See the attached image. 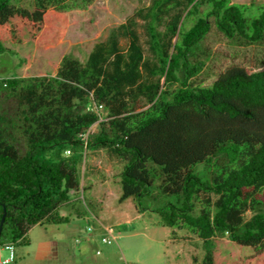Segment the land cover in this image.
<instances>
[{"label": "trees", "instance_id": "obj_1", "mask_svg": "<svg viewBox=\"0 0 264 264\" xmlns=\"http://www.w3.org/2000/svg\"><path fill=\"white\" fill-rule=\"evenodd\" d=\"M92 1L35 0L30 11L0 0V54L14 53L8 43L56 47L68 12ZM251 8L153 0L84 62L64 56L55 76L0 78V247L27 245L34 226L67 221L61 206L85 191L83 152L108 149L124 163L119 201L145 211L141 199L163 198L152 211L173 233L202 241V264H264V71L232 67L210 86L195 83L213 26L233 43H264V5L257 15Z\"/></svg>", "mask_w": 264, "mask_h": 264}, {"label": "rangeland", "instance_id": "obj_2", "mask_svg": "<svg viewBox=\"0 0 264 264\" xmlns=\"http://www.w3.org/2000/svg\"><path fill=\"white\" fill-rule=\"evenodd\" d=\"M152 1L93 0L84 8L70 10L65 36L56 47L37 49L32 44H6L15 54H0V78L13 74L19 77L55 76L64 56L84 62L93 47L104 42L113 28L125 23L137 10L150 6ZM230 1L253 6V15L264 5V0ZM11 3L30 11L35 7V0H12ZM206 9L202 8L201 13ZM195 20V16L186 20L185 29ZM137 22L146 48L143 21L137 19ZM126 43L122 39L123 47ZM203 47L209 54V61L195 79L198 85L210 86L232 67L244 68L250 73L264 71V43H233L213 26ZM92 131L96 132L97 127ZM81 163L79 177L85 191L72 194L70 202L61 206L59 215L67 217V221L34 226L27 234L28 244L15 246V260L6 264H194V258L202 264L205 256L202 241L186 229L173 233L152 211L163 204V198L141 199V208H148L145 211H141L139 203L133 199L119 201L123 161L108 149H95L83 152ZM196 172L203 174L204 167L198 166ZM155 192L158 191L155 189ZM100 198L104 199L102 204ZM117 212L128 217H121ZM102 227L114 228L118 239L112 245H102L101 238L98 239L105 235ZM1 249L0 264H3L10 252L5 246Z\"/></svg>", "mask_w": 264, "mask_h": 264}, {"label": "built area", "instance_id": "obj_3", "mask_svg": "<svg viewBox=\"0 0 264 264\" xmlns=\"http://www.w3.org/2000/svg\"><path fill=\"white\" fill-rule=\"evenodd\" d=\"M88 109H92V108H88ZM96 110V108L94 107L93 110ZM67 154H70V151H67ZM103 230L105 232V235L102 237L101 241L103 244H106V245H112L114 242L117 241V236H116V233L114 231V228L113 227H103ZM5 249L8 250L10 252V257L3 262V264H6V263H11L14 261V246L13 245H7L5 246ZM1 247H0V255H1Z\"/></svg>", "mask_w": 264, "mask_h": 264}, {"label": "crops", "instance_id": "obj_4", "mask_svg": "<svg viewBox=\"0 0 264 264\" xmlns=\"http://www.w3.org/2000/svg\"><path fill=\"white\" fill-rule=\"evenodd\" d=\"M120 198V197H119ZM118 198V199H119ZM101 199V198H100ZM103 201H104V199H101L100 200V203L102 204L103 203ZM117 214L119 215V216H121V217H128L127 215H125L124 213H121V212H117ZM138 218L140 217V216H137ZM128 222H130V219H128L127 220ZM103 228V227H102ZM100 238H102V236H98V239H100ZM100 241H101V239H100ZM102 245H104V244H102Z\"/></svg>", "mask_w": 264, "mask_h": 264}, {"label": "water", "instance_id": "obj_5", "mask_svg": "<svg viewBox=\"0 0 264 264\" xmlns=\"http://www.w3.org/2000/svg\"><path fill=\"white\" fill-rule=\"evenodd\" d=\"M5 216H6V213H4L3 218L1 220V223H0V234L2 232L3 224H4V221H5Z\"/></svg>", "mask_w": 264, "mask_h": 264}]
</instances>
